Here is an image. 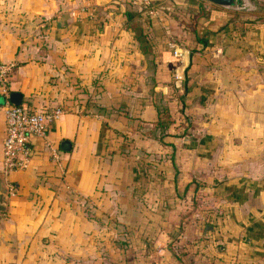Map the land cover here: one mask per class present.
Wrapping results in <instances>:
<instances>
[{
	"label": "crops",
	"instance_id": "obj_1",
	"mask_svg": "<svg viewBox=\"0 0 264 264\" xmlns=\"http://www.w3.org/2000/svg\"><path fill=\"white\" fill-rule=\"evenodd\" d=\"M150 2L0 0L9 92L64 110L3 177L0 264H264V10Z\"/></svg>",
	"mask_w": 264,
	"mask_h": 264
},
{
	"label": "built area",
	"instance_id": "obj_2",
	"mask_svg": "<svg viewBox=\"0 0 264 264\" xmlns=\"http://www.w3.org/2000/svg\"><path fill=\"white\" fill-rule=\"evenodd\" d=\"M134 2L148 12L155 9L150 0H134ZM12 65L11 62L0 60V95L4 100L2 105L4 133L0 140V172L3 177H6L12 170L27 166L30 150L29 141L33 135L43 138L45 145L49 148L50 156L57 159V149L46 138V132L48 124L64 111L59 106L44 105L38 108H30L11 103L8 100V72ZM7 186L8 193H12V186L9 183Z\"/></svg>",
	"mask_w": 264,
	"mask_h": 264
},
{
	"label": "water",
	"instance_id": "obj_3",
	"mask_svg": "<svg viewBox=\"0 0 264 264\" xmlns=\"http://www.w3.org/2000/svg\"><path fill=\"white\" fill-rule=\"evenodd\" d=\"M221 7H233L234 0H208ZM244 1V0H243ZM178 82V80H177ZM19 94L17 92H9L8 100L11 103H19ZM1 101V99H0ZM61 148L68 149L69 141L62 139L60 141ZM8 186L5 184L3 175L0 173V211H4L7 204Z\"/></svg>",
	"mask_w": 264,
	"mask_h": 264
},
{
	"label": "rangeland",
	"instance_id": "obj_4",
	"mask_svg": "<svg viewBox=\"0 0 264 264\" xmlns=\"http://www.w3.org/2000/svg\"><path fill=\"white\" fill-rule=\"evenodd\" d=\"M249 1H250V5H251L249 8H246V5L241 4V2L234 3L233 7H227V8H231L232 10L237 11L239 14L238 18H242L241 12L246 11L247 9L252 10V11H248V10L246 11V12H250L251 16L257 14V11L259 8L264 10V0H249ZM263 12L261 11V14H264ZM258 13H260V12H258ZM219 52H221V51H219ZM219 54H221V53H219Z\"/></svg>",
	"mask_w": 264,
	"mask_h": 264
},
{
	"label": "flooded vegetation",
	"instance_id": "obj_5",
	"mask_svg": "<svg viewBox=\"0 0 264 264\" xmlns=\"http://www.w3.org/2000/svg\"><path fill=\"white\" fill-rule=\"evenodd\" d=\"M237 2H241V4L243 5H246V8H249L251 5H250V1L249 0H234L233 3H237Z\"/></svg>",
	"mask_w": 264,
	"mask_h": 264
},
{
	"label": "trees",
	"instance_id": "obj_6",
	"mask_svg": "<svg viewBox=\"0 0 264 264\" xmlns=\"http://www.w3.org/2000/svg\"><path fill=\"white\" fill-rule=\"evenodd\" d=\"M143 10V8L141 6H139V10L138 11H141ZM143 37H142V33L139 34L138 36V39L141 40Z\"/></svg>",
	"mask_w": 264,
	"mask_h": 264
}]
</instances>
